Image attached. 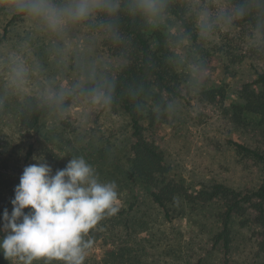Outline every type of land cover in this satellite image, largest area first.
Listing matches in <instances>:
<instances>
[{"label":"rangeland","instance_id":"rangeland-1","mask_svg":"<svg viewBox=\"0 0 264 264\" xmlns=\"http://www.w3.org/2000/svg\"><path fill=\"white\" fill-rule=\"evenodd\" d=\"M52 2L64 6L69 0ZM190 3L195 13L205 9L201 0ZM216 7V14H224L221 6ZM23 15L15 11L13 0H0V175L8 178L2 197L9 198L10 177L20 183L25 167L37 163L34 157L43 158L54 174L71 158L82 156L102 182L117 184L120 209L119 225L112 230L119 237L104 239L103 223L109 217L102 220L88 235L93 247L85 264L100 262L106 241L115 247L114 240L119 254L122 247L128 253L131 262L127 264H221L224 254L213 238L220 229L222 201L197 205L177 198L169 205L170 218L166 219L144 189L123 185L129 170V122L126 116L103 109L100 96L76 95L69 109L44 119L34 137L20 135L16 114L27 96L66 99L87 82H103L106 71L118 64L102 50L103 32L89 30L86 21L52 32L39 19ZM156 31L178 38L174 57L189 79L182 98L173 100L167 118L151 133L169 167L167 181L194 194L215 185L237 190L257 187V169L245 170L232 145H256L249 124L241 120L246 114L235 108L242 106L238 89L254 79V71L248 65L226 70L218 55L202 67L190 42L182 38L177 21L163 13L149 21L153 44ZM16 65H22L25 72L23 82L14 85L11 69ZM31 142L35 153L26 159ZM248 218L249 213L246 219L233 221L232 264H264V250L257 246V227Z\"/></svg>","mask_w":264,"mask_h":264},{"label":"trees","instance_id":"trees-1","mask_svg":"<svg viewBox=\"0 0 264 264\" xmlns=\"http://www.w3.org/2000/svg\"><path fill=\"white\" fill-rule=\"evenodd\" d=\"M201 1L205 6L204 10H212L214 13L210 16L213 25L207 37L201 35L198 26L200 14L194 12L190 0H166L163 14L177 21L182 38L190 42L202 67H206L218 55L224 60L226 70L232 66L248 65L254 71V79L238 89L242 106L235 108L240 114H246L244 119L240 115L239 117L249 124L248 127L257 138L256 145L239 142H232V145L245 170L257 169V187L246 186L237 190L215 185L212 190L194 194L181 184L167 181L169 167L151 133L153 134L156 124L165 121L173 100L182 98L189 79L179 70L174 57L178 38L156 31V44H153L148 35L149 20L131 11V0H119L120 9L115 16L99 12L93 19L86 21L89 30L103 32L102 50L109 58L118 62L117 66L106 71L104 81L87 82L82 89L74 91L66 99L58 95H29L20 105L16 123L22 137H34L41 122L69 109L76 95L91 98L103 93L100 96L103 109L120 113L129 122V157L126 164L129 170L125 174L123 185L133 184L144 189L151 203L166 219L170 218L169 205L177 198L197 205L222 201L224 211L219 217L220 229L213 241L224 254L221 264H232L229 258L234 238L232 224L235 219H246L247 213L250 216L248 219L257 227V246L261 251L264 250V0ZM216 6H221L224 14H216ZM241 8L244 9V14L236 15V10ZM225 14L230 18L224 19ZM240 119L236 116V120L243 123ZM34 153L35 145L31 142L26 159L32 158ZM6 181L8 178L0 175V228L3 225L4 210L7 209L9 214L12 212L11 201L19 184L16 178L10 177V195L5 199L2 193ZM29 211L31 209H25L26 213ZM117 225V214L103 223L104 239L119 237L112 233ZM2 235L0 232V236ZM108 243L106 241L104 246L103 261H94L93 264L131 262L124 247L119 254L116 240L113 241L115 247ZM0 264H7L1 255Z\"/></svg>","mask_w":264,"mask_h":264},{"label":"clouds","instance_id":"clouds-1","mask_svg":"<svg viewBox=\"0 0 264 264\" xmlns=\"http://www.w3.org/2000/svg\"><path fill=\"white\" fill-rule=\"evenodd\" d=\"M17 13L39 19L52 32L70 23H81L104 12L115 16L119 0H69L57 6L52 0H13ZM166 8V0H131L130 9L151 21ZM237 9L236 15H243ZM224 19L230 17L225 14ZM213 22L207 10L200 13L198 26L207 37ZM25 69H11L14 85L23 82ZM100 96L103 93L99 94ZM25 167L11 201L5 209L0 232V254L10 264H85L92 239L86 238L106 217L119 212L117 184L102 182L84 157L71 158L64 169H53L41 157ZM25 209H31L25 212Z\"/></svg>","mask_w":264,"mask_h":264}]
</instances>
